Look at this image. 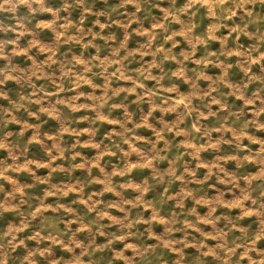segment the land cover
Returning <instances> with one entry per match:
<instances>
[{
	"label": "rangeland",
	"instance_id": "rangeland-1",
	"mask_svg": "<svg viewBox=\"0 0 264 264\" xmlns=\"http://www.w3.org/2000/svg\"><path fill=\"white\" fill-rule=\"evenodd\" d=\"M228 7L12 0L0 11L9 264L264 260V210L246 214L264 205V161L244 158L264 149V3L250 0L251 16H221Z\"/></svg>",
	"mask_w": 264,
	"mask_h": 264
},
{
	"label": "clouds",
	"instance_id": "clouds-1",
	"mask_svg": "<svg viewBox=\"0 0 264 264\" xmlns=\"http://www.w3.org/2000/svg\"><path fill=\"white\" fill-rule=\"evenodd\" d=\"M21 2H26V0H21ZM78 2H82V0H78ZM127 2H131V0H127ZM193 2H199V0H193ZM207 2V0H205ZM220 5H228L230 0H216ZM250 2V0H231V7L228 8H222L221 9V16H224L227 14L228 18L236 16L238 11H245L246 15L251 16L252 13L249 12L246 8V5ZM260 3H264V0H259ZM33 4L36 5H43L44 0H32ZM12 4V0H2L0 2V11L5 10L7 5ZM43 11H48L51 12L52 9H43ZM43 24V23H42ZM40 25H38L39 27ZM247 27V25H245ZM10 78V77H9ZM246 160H248L250 163H256L257 160L264 161V149H261L260 153H255L253 154L251 151H249L248 155L244 157ZM261 196H264V191H261L260 193ZM264 210V205H261L260 207H256V201L254 200L252 202V206L248 207L246 210L247 215H252V214H260ZM39 235V234H37ZM16 241V237L13 235L12 239L8 241V245L12 247V251L15 250L19 245L14 244L13 242ZM21 244L24 243V241H20ZM3 245H0V264H9V257L6 253L3 252ZM260 264H264V260L260 262Z\"/></svg>",
	"mask_w": 264,
	"mask_h": 264
}]
</instances>
